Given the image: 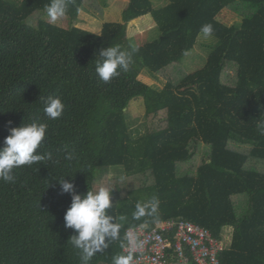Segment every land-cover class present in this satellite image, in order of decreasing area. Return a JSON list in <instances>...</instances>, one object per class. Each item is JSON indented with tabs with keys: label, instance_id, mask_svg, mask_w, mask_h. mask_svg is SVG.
<instances>
[{
	"label": "trees",
	"instance_id": "obj_1",
	"mask_svg": "<svg viewBox=\"0 0 264 264\" xmlns=\"http://www.w3.org/2000/svg\"><path fill=\"white\" fill-rule=\"evenodd\" d=\"M95 1L67 0L73 25L65 29L37 18L50 0H0V148L10 127L36 121L47 124L38 151L53 156L14 169L15 182L0 179V264H80L69 242L75 230L64 227L73 194H61L63 178L79 195L110 180L119 238L89 264L125 255L130 228L179 219L221 241L233 229L222 264H264V0H167L159 8L130 0L121 22L93 33L76 24ZM225 10L241 21L222 22ZM145 16L159 37L136 46L128 27ZM208 23L217 42L205 47L204 66L185 74L182 62ZM117 45L136 49L133 63L105 83L96 61ZM143 73L165 77L164 87L144 83ZM49 96L65 106L55 120L42 111ZM139 98L145 122L135 127L129 106ZM153 196L155 218L135 219L136 203Z\"/></svg>",
	"mask_w": 264,
	"mask_h": 264
},
{
	"label": "clouds",
	"instance_id": "obj_2",
	"mask_svg": "<svg viewBox=\"0 0 264 264\" xmlns=\"http://www.w3.org/2000/svg\"><path fill=\"white\" fill-rule=\"evenodd\" d=\"M67 8V0H50L45 6V11L49 20L56 22L66 15ZM213 31V25L210 23L202 25L200 29L201 35L205 38L211 36ZM135 52L134 48L122 49L119 45L101 50L99 52L101 59L96 61V75L101 81L108 83L121 73L128 72ZM64 107L59 97L49 96L42 111L49 119L55 120L63 114ZM257 128L259 134L264 135V121L259 122ZM46 131L47 124L36 121L29 124L23 122L19 127L9 128L10 134L4 139V146L0 148V179L15 182L14 169L53 159L52 153L40 154L38 151L45 140ZM73 158L72 153L66 156L69 161ZM57 181L61 194H73L71 206L64 216V227L74 229L76 233L69 242L80 250V264H89L96 253L103 252L111 241L119 238L121 225L109 214V209L113 205L112 192L102 187L98 191L89 190L86 194L79 195L75 194L74 183L68 182L65 178ZM158 206L159 200L156 196L146 202H137L133 217L155 218ZM130 246L134 250L141 245L135 240H130ZM132 260L130 251L127 255H114L112 264H132Z\"/></svg>",
	"mask_w": 264,
	"mask_h": 264
},
{
	"label": "rangeland",
	"instance_id": "obj_3",
	"mask_svg": "<svg viewBox=\"0 0 264 264\" xmlns=\"http://www.w3.org/2000/svg\"><path fill=\"white\" fill-rule=\"evenodd\" d=\"M152 1L155 8H159L167 3V0ZM129 2L130 0H108L107 6L105 7L100 0H96L92 3V5H86L84 7L79 16V21L76 26L93 33H99L105 23H118L122 21L123 13L128 8ZM37 18H41L44 21L50 22L65 29H69L73 25L71 20L67 16L58 19L56 22L50 21L47 13L37 15ZM221 21L228 25H233L239 23L241 20L238 16L225 10L221 14ZM127 34L128 38L131 39L136 46H142L159 37L156 23L151 16H145L131 22L128 27ZM216 42V39H214L212 36H209L207 38L203 37L202 35L200 36L197 46L192 52L187 55L186 59L182 62V68L185 74L196 72L204 66L206 61L205 59L208 53L206 48L208 49L209 45L212 46ZM140 80L159 89H162L166 83L165 77L154 79L146 73H143L140 76ZM129 111L130 116L137 121V125H135V127H140L145 122L144 100L142 98H139L132 101L129 106ZM199 161L200 158L196 163H194V166H197L199 164ZM194 169L195 167H193V170ZM115 175L116 173H111L110 179H113ZM109 181L99 183L98 190L102 187L107 188L110 184ZM232 232L233 229L230 227L224 229L223 242L226 247H230L233 234Z\"/></svg>",
	"mask_w": 264,
	"mask_h": 264
},
{
	"label": "built area",
	"instance_id": "obj_4",
	"mask_svg": "<svg viewBox=\"0 0 264 264\" xmlns=\"http://www.w3.org/2000/svg\"><path fill=\"white\" fill-rule=\"evenodd\" d=\"M130 240L141 246L132 249ZM228 249L223 240L190 221L168 220L153 228L139 226L127 231L125 255L132 264H222L220 255Z\"/></svg>",
	"mask_w": 264,
	"mask_h": 264
}]
</instances>
